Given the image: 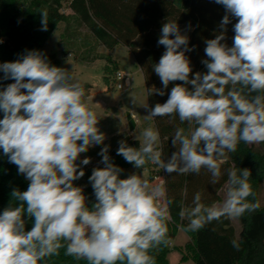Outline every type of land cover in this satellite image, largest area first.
<instances>
[{
	"label": "clouds",
	"instance_id": "clouds-1",
	"mask_svg": "<svg viewBox=\"0 0 264 264\" xmlns=\"http://www.w3.org/2000/svg\"><path fill=\"white\" fill-rule=\"evenodd\" d=\"M214 2L225 15L215 38L205 41L206 72L192 75L186 53L194 46L189 47L176 20L162 25L158 45L165 51L152 67L163 87L149 89V95L164 96L170 83H181L174 84L166 102L149 108L145 119L178 117L187 127L175 129L171 143L176 151L168 159L159 131L151 126L136 137L139 147L120 141L117 155L137 169L147 163L169 175H199L204 169L217 184L227 154L240 142L264 143V0ZM40 14L41 30L47 31L48 13ZM232 19L234 37L228 46L224 41ZM0 73V81H14L0 85V149L28 181L27 190L14 189L15 203L0 212V264H47L61 249L87 264H155L150 253L168 244L172 219L173 201L165 186L151 183L143 171L121 178L123 169L112 162L108 146L99 153L104 166L89 176L95 196L91 207L74 183L85 175L81 165L91 161L85 157L78 164L80 154L105 140L84 86L40 50L0 63ZM250 177L247 168L228 169L224 198L211 205L195 193L191 205L179 211L187 221L184 230L198 232L213 221L256 211L259 203L249 200L255 198ZM25 216L33 221L30 230ZM231 243L240 250L238 240Z\"/></svg>",
	"mask_w": 264,
	"mask_h": 264
},
{
	"label": "trees",
	"instance_id": "trees-1",
	"mask_svg": "<svg viewBox=\"0 0 264 264\" xmlns=\"http://www.w3.org/2000/svg\"><path fill=\"white\" fill-rule=\"evenodd\" d=\"M63 0H0V63L12 62L20 58L26 50H42L46 42L55 32L57 25L66 22L67 17L61 13ZM71 10L78 16L80 22L85 25L93 36L106 48L113 49L117 45L129 48L133 53L137 65L144 71L149 108L156 103H164L168 98L171 88L175 83H170L165 89V95H149V89H161L160 78L153 70V65L165 51L158 45L162 25L169 20H176L179 26L190 31L189 47L194 50L187 52L192 67V75L195 72H206L202 60L207 59L204 49L207 39L215 38L220 31L219 24L225 15L222 5L214 0H73ZM42 10L48 13L47 31L41 30ZM235 19L227 26L225 43L232 45ZM49 62L57 66L59 61L47 56ZM117 69L116 63L107 60ZM106 70L110 69L106 67ZM3 73H0L2 76ZM12 80L0 81V85L6 87L13 83ZM191 87V86H189ZM2 90V88H0ZM3 113L0 112V118ZM157 130L160 133L162 145L167 148L172 145L171 139L177 127H187L169 117H157L154 119ZM129 146L139 147V141L130 137L124 139ZM112 162L123 169L121 178H127L130 174L127 168L133 166L125 159L117 155V151L110 155ZM147 166V164L145 165ZM224 175L221 185L227 181V170L230 168H247L251 172L250 184L255 192V198L249 197L252 202H258L259 208L251 213H245L236 218L241 231L236 236L231 219L222 218L213 221L198 232L186 231V220H181L179 211L181 206H187L182 191L188 185L191 177L189 174H177L174 182L166 181V195L173 203L170 205L171 221L168 223V244L162 245L150 253L155 264H170V243L174 240L179 230H182L190 241L185 246L186 254H182L181 262L192 261V264H264V206L260 203V188L264 182V153H260L253 146L240 142L235 152L227 154L224 162ZM28 181L23 175L18 174L17 166L9 163L0 149V212L13 204L11 192L14 189L27 190ZM88 198V206L95 202V196L91 184L84 189ZM218 199L208 202L211 205ZM189 206V205H188ZM26 230L32 227V220L25 216ZM240 242V250L232 246V241ZM47 264H87L86 261H76L66 256L64 249L59 256L52 257Z\"/></svg>",
	"mask_w": 264,
	"mask_h": 264
},
{
	"label": "rangeland",
	"instance_id": "rangeland-1",
	"mask_svg": "<svg viewBox=\"0 0 264 264\" xmlns=\"http://www.w3.org/2000/svg\"><path fill=\"white\" fill-rule=\"evenodd\" d=\"M72 1H62L60 11L67 17V21L57 25L55 32L41 51L46 56L58 60L59 65L57 67L70 71L75 79L84 86L86 94L91 92L95 94L91 99L93 108L100 111L105 105L115 107L109 108L106 114L97 113L99 119L97 127L105 135L104 143L90 147L87 152L80 154L77 160V163L80 164V161L85 157L91 158L88 165H81L85 175L74 182L76 186H80L84 190L92 170L95 167L104 166L101 163L102 157L99 155L104 146H108V154L110 155L118 150L120 141L127 137L133 138L132 135L128 134V129L136 130V138L140 136L144 128L151 126L157 130V126L154 119L151 121L145 119L149 108H145L143 105L147 104L148 106L147 96L142 75L140 73L131 75L136 69L132 53L122 45H118L113 49H105L71 10ZM179 27L182 34L187 36L190 34V31L185 27ZM104 50L109 55L104 54ZM113 58L118 61L121 71L130 74L129 76L133 80V88L125 91L115 88L117 69L107 61L108 59L113 61ZM99 60L105 61V63L99 62ZM106 67L110 70L107 71ZM99 92L103 93L96 94ZM133 97L137 99L136 104L132 103ZM132 112H134V117L131 116ZM249 145L260 153H264V143ZM160 147L163 150L165 159L170 158L171 154L176 151V148L172 145L168 148L166 145H162L161 139ZM142 171L151 183L162 184L165 188L166 181L174 182L177 176L176 173L169 175L151 163H147L143 170L134 166L127 168L129 174H142ZM221 171L222 176L217 184L211 183V174L204 169L201 170L199 175L189 174L191 180L182 191L186 205H191L192 199L197 192L201 193L202 202L205 204L215 199H218L217 202L222 201L225 192V185H221L225 171L224 163L221 165ZM260 203L264 206V182L260 188ZM231 222L238 237L242 227L237 219H231ZM189 241L190 238L182 230H179L177 237L169 245L172 250L168 257L170 264H192V261L181 262L182 254H186L185 246Z\"/></svg>",
	"mask_w": 264,
	"mask_h": 264
},
{
	"label": "crops",
	"instance_id": "crops-1",
	"mask_svg": "<svg viewBox=\"0 0 264 264\" xmlns=\"http://www.w3.org/2000/svg\"><path fill=\"white\" fill-rule=\"evenodd\" d=\"M103 45V44H102ZM104 46V45H103ZM118 46V45H117ZM123 46V45H122ZM124 47H126V46H124ZM104 48L105 49H108V48H106L105 46H104ZM127 49H128V51L129 52H131L130 50H129V48L128 47H126ZM104 54H107V53H105V50H104V52H103ZM132 53V52H131ZM107 55H109V54H107ZM132 58H133V61H134V66H135V72H132L131 73V75H136V74H141L142 75V77H143V85H144V88H145V94H146V96H147V88H146V81H145V74H144V71L137 65V63H136V60H135V57H134V55H133V53H132ZM113 60V62H115L116 63V66H117V71H121L120 70V66H119V63H118V61H116L114 58L112 59ZM99 62H103L102 60H99ZM103 63H105V61L103 62ZM96 64V63H95ZM98 64V63H97ZM106 66H107V64H106ZM123 72V71H122ZM126 74H128V73H126ZM128 75H130V74H128ZM130 78H131V76H130ZM131 88H133V80H132V78H131V87L129 88V89H131ZM128 90V89H127ZM103 92H99V93H96V94H102ZM87 95V98H88V102H89V104L92 106V104H91V99H92V97L95 95V94H93L92 92L91 93H87L86 94ZM147 102H148V96H147ZM93 107V106H92ZM109 108H115V107H112V106H107V105H105V106H103V108L99 111V110H96L95 108H93L94 110H95V112L96 113H103V114H106V113H108V109ZM148 108H149V102H148ZM117 109V108H116ZM134 112H132L131 114V116L132 117H134V114H133ZM135 131L136 130H131V129H128V134L129 135H132L133 136V140H137L136 138H135Z\"/></svg>",
	"mask_w": 264,
	"mask_h": 264
},
{
	"label": "built area",
	"instance_id": "built-area-1",
	"mask_svg": "<svg viewBox=\"0 0 264 264\" xmlns=\"http://www.w3.org/2000/svg\"><path fill=\"white\" fill-rule=\"evenodd\" d=\"M1 44V43H0ZM115 88L120 91H125L131 87V78L128 74L122 71L116 72ZM158 179V178H156Z\"/></svg>",
	"mask_w": 264,
	"mask_h": 264
}]
</instances>
